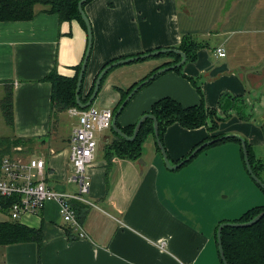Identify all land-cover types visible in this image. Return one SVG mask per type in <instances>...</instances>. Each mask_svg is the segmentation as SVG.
<instances>
[{
  "label": "crops",
  "instance_id": "1",
  "mask_svg": "<svg viewBox=\"0 0 264 264\" xmlns=\"http://www.w3.org/2000/svg\"><path fill=\"white\" fill-rule=\"evenodd\" d=\"M83 6L91 43L81 100L107 63L174 50L183 40L201 44L195 61L186 58L178 72H163L138 90L116 124L133 126L162 98L184 109L202 104L223 120L213 133L208 124L192 130L179 123L166 127L162 143L169 165L208 137L238 135L250 146V167L264 184V0H89ZM33 8L28 21L0 23V102L7 87L13 95L11 126L0 110V139L25 140L5 158L42 159L44 186L67 194L72 170L68 142L77 118L67 110L55 114L52 86L45 78L50 72L77 76L88 39L80 20L60 22L47 8ZM219 48L224 58L216 56ZM173 61L149 57L107 71L94 99L97 107L114 113L134 85ZM63 117L74 119L69 136L61 133ZM101 134L86 170L89 193L84 202L70 200L78 227L63 223L52 202L18 222L8 219V209H0V223L14 222L38 233V241L0 246V264H221L217 225L264 207L236 141L209 146L169 170L152 135L142 143L139 159L129 161L105 154L103 145L112 133L108 128Z\"/></svg>",
  "mask_w": 264,
  "mask_h": 264
},
{
  "label": "trees",
  "instance_id": "2",
  "mask_svg": "<svg viewBox=\"0 0 264 264\" xmlns=\"http://www.w3.org/2000/svg\"><path fill=\"white\" fill-rule=\"evenodd\" d=\"M77 1L80 0H46V1L0 0V23H4L5 21L25 22L30 20L34 16L33 7L37 4L47 8L46 9L47 12L51 13V15L57 16V19L60 22L61 21L71 22L76 19V20H80V22L84 25L83 21L79 17V12L76 6ZM202 47L203 45L194 43L192 40H188V41L183 40L181 42V45L177 47V49L185 54V58H187V62H189V61H195L196 59L195 54L197 53L198 50L202 49ZM159 57H165L174 60L173 63L167 64L166 67L174 65L180 60V58L177 55H173V54H166V55L161 54V56H157V58ZM111 64L112 63H107L105 66ZM79 69L77 70L79 71ZM178 70H180V68H176L175 70H173V72L175 71L178 72ZM45 80L47 82H50L52 86L50 90L51 91L50 103L52 105L55 114L64 113V111L68 109H73V108L78 109L76 107V104H74V100H75L74 88L77 82L76 75L73 79H68L66 77L63 78L59 77L53 74V72H50L49 75L46 76ZM9 88L10 87L4 89L5 95L2 101L0 102V110L3 116L2 119L5 122L6 126L8 127L11 126L13 123L12 121L13 95ZM133 89L134 87H132V89L129 90V92L124 96V98H122V100L127 98V96L132 92ZM90 90L92 92V88ZM196 90L199 91L198 88H196ZM91 92L85 100H80V101L82 103H85L89 99ZM115 112L116 111H114V113ZM149 114L154 116V118L158 123L157 129H158L159 142L162 145H163L162 140H163L164 130L169 125L179 123L181 128L192 130V129H198L200 127H205V125L208 124L209 125L207 127L208 130L210 131V133H213L217 131L218 124L223 120L220 116L218 117L215 111H209V109L206 108L204 109L202 104L199 105L198 107H191L188 109H184L177 102L175 103L174 101H171L166 98H162L158 102L152 104L149 112L143 115H149ZM238 118L241 121H244V118H242L240 115L238 116ZM135 124L127 128L125 127L119 128V126L116 124L117 126L116 128L122 133H124L126 137L130 138L133 134V127H135ZM151 125H152V121L150 119L145 121L142 124V126H140L136 139L131 143H127L124 139L117 137L109 128V130L112 133V139L109 140L108 142H105L103 145L105 154L112 153V155L118 159L125 158L129 161L138 160L139 154H141L142 151V145H143L142 143L153 134ZM213 139H216V137L206 138V140H213ZM223 141L225 142L236 141L239 143V141L236 140L235 138L228 140H221L220 142ZM24 142L25 140L14 139L10 137L0 139V161L5 157L10 156L12 152L11 148L22 146ZM220 142L209 146L212 147L214 145L220 144ZM204 143H206V141ZM209 146H206V148ZM246 149H247L246 152L248 154V159L251 164V160L249 157L250 146L247 144H246ZM189 154L186 155L184 159L189 157ZM250 168H252V171L256 177L259 176V173H257V171L252 166ZM257 188L262 192L261 194H263L264 196V190L260 189L258 186ZM9 207H10V200H5L0 196V209L7 210L9 209ZM262 212H264V207L262 208L253 207L251 208L250 211L246 212L242 217H240L236 222H232V223L234 224L247 223L251 221V219H253L254 217H257ZM217 226L219 227L220 224H218ZM220 240L222 244V253H224V257L227 262L226 264H264V217L256 224L254 223V225H252L250 228L247 229H242V228L233 229V228L223 227L221 231ZM35 241H38V233L30 230L28 227L27 228L22 227L14 222L0 223V246L5 247V246H11L16 243L23 244V243L35 242Z\"/></svg>",
  "mask_w": 264,
  "mask_h": 264
},
{
  "label": "built area",
  "instance_id": "3",
  "mask_svg": "<svg viewBox=\"0 0 264 264\" xmlns=\"http://www.w3.org/2000/svg\"><path fill=\"white\" fill-rule=\"evenodd\" d=\"M216 56L224 58V51L219 48ZM69 116L77 118V126L72 130L68 142L70 151L71 175L68 182L76 189V194H58L48 190L43 183L42 171L45 164L42 159L25 161L5 158L0 161V196L12 199L8 209V219L20 221L24 215L39 214L48 202L58 205V216L62 222L73 229L78 227L74 216L73 202H84L83 196L89 193L90 178L86 170L91 166L96 150L97 134L110 127L113 120L111 109L97 111L89 109H68ZM79 238H83L79 234Z\"/></svg>",
  "mask_w": 264,
  "mask_h": 264
},
{
  "label": "water",
  "instance_id": "4",
  "mask_svg": "<svg viewBox=\"0 0 264 264\" xmlns=\"http://www.w3.org/2000/svg\"><path fill=\"white\" fill-rule=\"evenodd\" d=\"M89 0H80L77 1L76 6L79 12V17L80 19L83 21L84 25H85V32L87 34V39L88 42L86 44V52L84 55V58H82V64L80 66L79 72H77V82H76V86L74 88L75 90V100H74V104H76V107L79 109H89L92 107V102L93 100L97 97L98 92H99V85L101 84V81L103 79V77L105 76V73L107 71H110L114 68L119 67L120 65H129V64H133V62L136 61H144L147 60V58L151 57H156V56H161V54H173V55H177L180 60L175 63L172 66L169 67H163L160 70H157L154 72V74H151L149 77H147V79L145 81H143L140 84H137L134 86V89L132 90V92L127 96V98L123 99L121 101V104L119 106V108L116 110V112L113 114V120L111 122L110 125V130L119 138L124 139L127 143H131L132 141H134L136 139V136L139 132V128L140 126H142V124L147 121V120H151L152 121V125L151 128L153 130V141L154 144L159 152L160 157H162V160L164 162V165H166V168L169 170H175L177 168H179V166H182L184 164H186L187 162H189L195 154H197L198 152H201L202 150H204L206 148V146L209 145H213L215 143L220 142L221 140H228V139H236L239 141L240 144V154H242L243 157V162H244V168L247 171L248 176L250 177L251 181L254 182V184L256 186H258L260 189L264 190V185L262 184V182L259 181V179L254 175L252 168H250V162L248 159V154H247V149H246V144L245 141L238 138V135H234V136H220V138H216L213 140H207L206 143L198 146L197 148L193 149L192 153L189 154V157H187L186 159L180 161L178 164H176L175 166H170L169 165V160L168 157L166 156V151L165 148L163 147V145L159 142V136H158V123L156 121V119L154 118V116H152L151 114L149 115H143L140 119H138V121L135 124V127H133V134L130 138L126 137V135L124 133H122L121 131H119L116 127V121L118 118V115L121 113V111L124 109V107H126V105L129 103L130 99H132L135 95V93L142 89L143 86L147 85L150 81H153L156 77L160 76L163 72L167 73V72H171L173 70H175L176 68H182L185 64H186V58H185V54L182 53L181 51H179L178 49H174V50H165V49H160V51H156V52H150V53H146L145 55L142 56H134L133 58H128V59H120L118 62L112 63L111 65H107L105 66V68L99 72L98 76L95 78L94 84L92 85V92L91 95L89 97V99L82 104L81 103V99L79 96L80 93V86L82 85V81H83V73L85 72L86 69V65H87V58L89 57L90 54V43H91V34H90V24L88 22V20H86L85 18V14L83 11V5L85 3H87ZM264 217V212H262L261 214H259L257 217H254L253 219H251V221L247 222V223H227L224 222L223 224H220V226L217 229L216 232V236H215V240H216V244H217V254L219 257V260L221 262V264H226V260L224 257V253H222V244H221V240H220V236H221V231L223 229V227H228V228H233V229H237V228H242V229H247L250 228L252 225H254V223L256 224L258 221H260L262 218Z\"/></svg>",
  "mask_w": 264,
  "mask_h": 264
},
{
  "label": "rangeland",
  "instance_id": "5",
  "mask_svg": "<svg viewBox=\"0 0 264 264\" xmlns=\"http://www.w3.org/2000/svg\"><path fill=\"white\" fill-rule=\"evenodd\" d=\"M236 103H237V107L239 108V109H241L242 107H241V103H239L238 101H236ZM98 106V104H97V101L96 100H93V102H92V107H94L95 109H97V111H100L99 110V108L97 107ZM242 112H245V113H247V110H244V109H242ZM72 121H74V119L73 120H71V121H69L67 118H65V117H63V121L61 122V133H63L64 135L66 134L67 136H69V135H71V125H70V123L72 122ZM137 122V121H136ZM100 135H103V134H100ZM67 136H65V138L64 139H66L67 138ZM99 136V135H98ZM65 143H66V141H65ZM64 143V144H65ZM33 155H35V154H33ZM32 155V156H33ZM35 157V156H34ZM70 176H72L71 175V173L69 174V177ZM67 189H68V193H72V194H76V189L74 188V186L73 185H71V183L69 182L67 185ZM84 197V196H83ZM2 216H3V214L2 213H0V219L2 218Z\"/></svg>",
  "mask_w": 264,
  "mask_h": 264
}]
</instances>
